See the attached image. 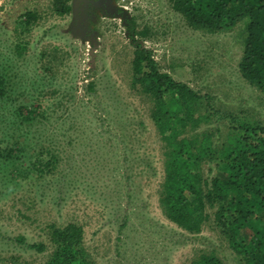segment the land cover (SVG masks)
Returning a JSON list of instances; mask_svg holds the SVG:
<instances>
[{"label":"rangeland","instance_id":"1","mask_svg":"<svg viewBox=\"0 0 264 264\" xmlns=\"http://www.w3.org/2000/svg\"><path fill=\"white\" fill-rule=\"evenodd\" d=\"M60 1L56 9V0H0V75L8 77L0 98V264L49 262L50 225L69 224L82 228L81 245L96 264H195L207 253L244 264L221 234L216 205L206 202L199 232L166 215L157 105L133 82L143 50L200 96L202 123L185 137L210 135L220 145L230 115L264 125V95L239 69L246 24L211 32L172 0ZM28 12L37 15L30 25ZM15 131L38 151L3 153ZM50 158L57 170L43 177L38 166ZM217 162L199 168L204 199Z\"/></svg>","mask_w":264,"mask_h":264},{"label":"trees","instance_id":"2","mask_svg":"<svg viewBox=\"0 0 264 264\" xmlns=\"http://www.w3.org/2000/svg\"><path fill=\"white\" fill-rule=\"evenodd\" d=\"M56 1V9L58 4L64 5L60 0ZM172 3L189 23L209 28L211 32L246 24L245 49L239 69L247 83L264 95V0H172ZM23 18L30 25L36 21L37 15L28 12ZM144 54L146 57H138L139 64L135 66L137 79L133 86H141L146 96L157 105L152 109V120L167 146L160 201L166 215L180 228L199 232L207 221L203 215L206 202L210 207L216 205L218 226L230 249L242 256L244 264H264V125L248 117L230 115L231 127L220 145L219 141L216 145L210 135L202 139L201 136L185 137L187 128L195 130L202 123L201 98L186 84L161 73L147 52H138V55ZM7 78L0 75V98L7 92L4 86ZM22 109H26V105ZM35 110L30 111L25 119L32 118ZM11 137L14 138L11 139L13 144L3 153L18 158L21 153L28 157L31 151H38V144L21 141L17 131ZM40 150L42 152L37 155L41 160L45 153L43 148ZM47 153L50 155L51 150ZM215 158L218 176L211 181L212 190L204 199L199 168L207 159L211 164ZM10 163L16 165L15 161ZM52 165L50 158L45 167L38 166L43 177L57 170ZM33 166H37L36 162ZM48 166L51 168L45 172ZM49 229L54 250L45 264H96L81 245L82 228L69 224L63 231L56 225H50ZM62 244L66 249L58 250L57 246ZM30 247L40 252L45 250L44 244ZM195 264L222 263L207 253Z\"/></svg>","mask_w":264,"mask_h":264}]
</instances>
